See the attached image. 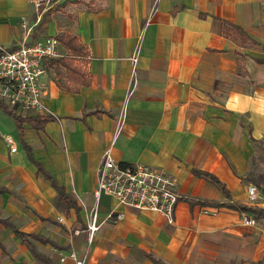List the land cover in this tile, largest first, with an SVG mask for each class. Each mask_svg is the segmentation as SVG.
<instances>
[{
    "label": "crops",
    "instance_id": "crops-1",
    "mask_svg": "<svg viewBox=\"0 0 264 264\" xmlns=\"http://www.w3.org/2000/svg\"><path fill=\"white\" fill-rule=\"evenodd\" d=\"M33 1L0 0V45L12 49L70 33L88 53L76 63L90 73L91 84L77 93L57 85L66 80L64 69L52 67L53 60L46 64L41 78L45 115L61 119L43 130L23 124L33 157L76 207H67L38 172L14 114L0 109V219L49 240L33 244L52 264H61V255L71 250H87L97 170L111 148L121 163L159 167L171 174L182 199L170 225L159 214L121 206L104 195L98 208L102 226L111 223L104 220L114 208L124 217L114 225L115 234L102 241L97 233L87 264H156L151 256L164 264H264V215L215 205L264 210L263 194L258 188L260 200L252 202L248 187L255 184L244 180L250 141L264 134V64L256 61L264 58V50L244 48L225 37L221 21L243 27L264 45V0H54L47 22L37 26ZM30 27L34 30L26 37L24 28ZM60 49L67 55L62 45ZM137 51L134 77L131 58ZM238 53L246 55L245 76L238 74ZM5 136L13 138L15 152ZM194 170L217 176L229 196ZM187 199L212 204L192 205ZM244 216L255 225L244 224ZM9 235L19 241V253L8 250ZM118 238L139 250L131 255L134 260L104 254L113 250L103 244ZM0 262L45 264L2 223Z\"/></svg>",
    "mask_w": 264,
    "mask_h": 264
},
{
    "label": "built area",
    "instance_id": "built-area-1",
    "mask_svg": "<svg viewBox=\"0 0 264 264\" xmlns=\"http://www.w3.org/2000/svg\"><path fill=\"white\" fill-rule=\"evenodd\" d=\"M53 2L54 0L33 1L38 15L35 26L42 21ZM33 28L27 29L26 37H30ZM60 47L59 39L54 36L26 41L12 49L0 45V105L14 115H45L47 109L43 98L46 90L41 84V78L47 72V62L65 56ZM139 60L140 55L137 51L131 58L134 77L137 76ZM5 140L11 152H15L17 146L13 138L5 136ZM94 194L96 206L90 212L86 229L89 246L94 243L103 224L100 222L98 208L104 195L112 197L121 206L159 214L170 225L176 222L177 206L182 199L178 183L171 174L159 167L121 163L116 160L111 148L103 153L97 170V188ZM248 195L252 202L260 200L256 185L248 187ZM123 217L124 215L114 208L104 222H118ZM243 222L249 226L255 225V221L247 216H244ZM88 259L87 250L82 253L71 250L68 254L61 255L60 263L66 264L70 260L72 264H87Z\"/></svg>",
    "mask_w": 264,
    "mask_h": 264
},
{
    "label": "trees",
    "instance_id": "trees-1",
    "mask_svg": "<svg viewBox=\"0 0 264 264\" xmlns=\"http://www.w3.org/2000/svg\"><path fill=\"white\" fill-rule=\"evenodd\" d=\"M78 2V0H76ZM50 11V10H49ZM47 11L43 18L41 23L47 22V15L49 13ZM202 17H206V15H202ZM223 23V33L224 36L232 39L234 42H236L239 46L244 47V48H250V47H255V46H261L262 49L264 50V45H261L260 42L255 40L250 34L246 32V30L237 25L234 24L233 22H230L228 20H221ZM58 39L61 43V45L67 50V55L63 56L60 59H54L51 63L52 67L55 69H64L66 71L67 77L64 82L62 81H57V85L60 88L66 89L68 91L77 93L82 86H90L91 84V75L89 72H87L85 69L82 67L78 66L76 63L77 58H84L87 56V49L85 46L80 42L79 38L73 34L70 33H63L58 36ZM240 59H238V74L245 76L247 75L246 68L243 64V59L246 57L245 54H240ZM256 61L260 64H264V58H256ZM1 108L8 114L13 115L11 112L8 111L7 108H5L3 105H0ZM87 115V114H86ZM15 122L18 126L20 138L22 140V143L24 147L27 150L28 156L30 160L37 166L38 172L44 174L45 178L48 179L52 185L58 190L60 199L65 203L67 207H76L75 201L72 199V197L66 193L65 189L60 186L56 180L44 169L42 164L38 161L35 160L32 154V149L31 147L27 144V142L24 140V135H23V124L25 122L30 123L34 128L37 130H43L45 125L48 122H56L60 120L61 118L58 116H55L53 114L49 115H39L36 117H31V118H21L18 116L14 115ZM253 140H256L252 138ZM194 173L199 176H205L209 178L211 181H213L226 195L229 196V191L226 187V185L214 174H211L209 172L205 171H200V170H194ZM190 204L195 205V204H202L203 206H207L209 204H212V202L209 201H199V200H193V199H187ZM217 206H229L234 209H240L244 212H252V213H257L261 217V215H264V210L258 208V207H249L246 205H228V204H218L215 203ZM0 223L6 225L10 229L13 230L16 236H18L24 244L28 246L30 251L42 262L45 264H52L51 261L41 254L40 252L37 251L36 247L33 244V240H40L44 243H48L49 240L36 235V234H28L25 232L20 231L17 229L12 223L1 220ZM156 264H164L162 261L154 258L153 256L150 257Z\"/></svg>",
    "mask_w": 264,
    "mask_h": 264
},
{
    "label": "rangeland",
    "instance_id": "rangeland-1",
    "mask_svg": "<svg viewBox=\"0 0 264 264\" xmlns=\"http://www.w3.org/2000/svg\"><path fill=\"white\" fill-rule=\"evenodd\" d=\"M36 12V11H35ZM46 13V12H45ZM37 16V12H36ZM27 29L24 28V31ZM53 73H56V70H53ZM61 80L65 79V73L62 72V76L60 77ZM0 109H2L0 107ZM250 151L252 152L250 155L249 160V171L247 175L245 176L244 180L246 184L254 183L258 186L259 190L261 191V194H263L264 198V134L262 135L261 139H256L250 141ZM207 214H211V211H207ZM117 223L114 221H111V223H105L104 226L101 227L100 235L102 236V241L104 240L106 235L110 236L115 234L114 232V225ZM9 240H7V248L11 252H17L20 251V243L17 241L13 235H9ZM105 245H110V248L113 250L111 253L110 251L104 252V254H108L110 258L115 257H125L130 260H134L135 257H132V254H139V250L135 248L134 245L130 244L127 239L118 238L111 242V244H103V247ZM43 248V247H41ZM114 248V249H113ZM90 249V246L87 248ZM46 250V249H44ZM10 254V253H9ZM138 258V257H137ZM0 264H3V262H0Z\"/></svg>",
    "mask_w": 264,
    "mask_h": 264
}]
</instances>
